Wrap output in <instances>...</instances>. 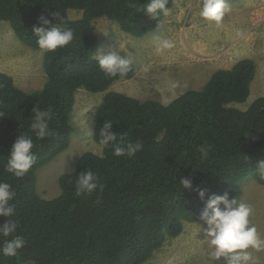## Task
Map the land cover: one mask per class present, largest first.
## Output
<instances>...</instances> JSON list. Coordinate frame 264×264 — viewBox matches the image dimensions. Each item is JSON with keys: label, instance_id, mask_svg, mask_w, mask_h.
Wrapping results in <instances>:
<instances>
[{"label": "trees", "instance_id": "16d2710c", "mask_svg": "<svg viewBox=\"0 0 264 264\" xmlns=\"http://www.w3.org/2000/svg\"><path fill=\"white\" fill-rule=\"evenodd\" d=\"M144 3L0 0V19L32 48L39 49L33 28L45 26L43 20L56 23L57 13L62 26L74 32L66 48L44 51L46 80L40 89L25 91L0 72V112L5 114L0 117V182L11 184L16 193L11 201L15 210L10 217H0V227L16 221L14 235L26 240L16 257L0 254V264H143L168 237L181 233L184 222L197 221L211 196L227 194L229 201L238 202L242 179L252 177L264 185L257 169L264 160V96L246 109L232 105L249 95L256 69L252 58L215 70L200 89H187L168 103L108 90L115 81L132 78L135 67L132 64L125 77L100 70L92 58L98 45L93 21L106 17L130 35L141 36L156 29L164 17L148 16ZM71 9L80 10L81 17L69 18ZM79 88L105 92L94 114L93 138L98 144L100 127L111 121L118 137L139 141L143 149L135 157H116L110 147L99 144L101 154L82 153L74 169L58 177L59 195L43 198L36 189L37 170L68 147L69 114ZM34 107H51L54 119L49 123L55 135L35 137L30 127ZM20 134L32 137L37 159L18 179L4 165ZM204 141L213 146L207 160L196 151ZM84 170L100 178L102 191L75 195L76 177ZM181 177L189 178L193 187L183 188ZM11 238L0 235V247Z\"/></svg>", "mask_w": 264, "mask_h": 264}, {"label": "rangeland", "instance_id": "374dc122", "mask_svg": "<svg viewBox=\"0 0 264 264\" xmlns=\"http://www.w3.org/2000/svg\"><path fill=\"white\" fill-rule=\"evenodd\" d=\"M227 3L230 11L221 27L199 15L202 0H174L171 14L164 16L156 29L141 36L130 35L111 19L96 18L93 26L98 45L93 56L99 50L117 51L131 59L135 67L132 78H121L108 90L140 100L168 103L187 89H200L215 70L247 57L254 60L256 67L250 92L245 101L232 105L246 109L255 98L264 96V0H227ZM68 15L76 19L82 12L71 9ZM157 38L172 40L174 48L158 54ZM238 41L243 44L242 51L224 59L222 54L227 45ZM43 55V50L20 42L9 23L0 19V72L12 76L16 85L25 91L40 89L46 80ZM176 81L182 86L173 90L170 84ZM104 93L84 88L76 90L69 114L70 143L37 170L36 189L41 197L49 199L59 195L58 177L71 172L82 153L101 154L102 147L94 140L93 129L94 114ZM241 186L238 203L246 202L253 207L251 220L264 233V185L248 177L242 179ZM201 215L195 222H184L181 233L168 237L143 264H216L224 261L223 257L219 260L210 258L209 253L214 249L204 242L203 229L207 225ZM198 227L201 228L199 233ZM256 255L260 257V264H264V253Z\"/></svg>", "mask_w": 264, "mask_h": 264}, {"label": "clouds", "instance_id": "9594fccd", "mask_svg": "<svg viewBox=\"0 0 264 264\" xmlns=\"http://www.w3.org/2000/svg\"><path fill=\"white\" fill-rule=\"evenodd\" d=\"M169 0H145L142 5L143 11L150 17L169 16ZM230 11L227 0H202L199 15L209 22H214L216 27L222 26L225 15ZM45 26L34 27L33 32L37 37L36 44L40 50L46 52H56L66 48L74 40L72 29L63 27V19L57 13V22L50 23L43 20ZM174 42L167 38H157L156 52L163 54L166 50L174 48ZM98 64L101 71L110 77H125L132 71L133 61L119 54L117 51L99 50L92 57ZM147 71V69H145ZM180 82H172L171 89L180 88ZM187 88V84L183 85ZM31 129L38 140L55 135L50 128V121L54 119V113L49 107L41 110L38 107L32 109ZM5 114L0 112V117ZM113 123L105 121L99 129V144L105 148L110 147L116 157H135L143 149V144L137 142H125L123 135L119 137L113 131ZM35 145L30 135L20 134L10 151L4 170L16 178H23L36 162L34 153ZM213 146L208 141H204L197 148L202 160H207ZM258 174L264 179V160L257 165ZM179 184L185 189L193 187L189 178L181 177ZM75 195L91 196L97 190L102 191L103 185L100 178L91 170L80 172L75 181ZM16 193L12 185L7 182H0V217L12 216L15 205L11 203ZM204 191H199V196L203 199ZM224 208L221 209L220 205ZM254 214L253 207L246 202H237L235 199L229 201L227 194L224 196L213 195L206 204V208L201 215V219L207 227L203 229L204 242L214 250L209 253L212 260L224 258V264H260V257L257 253H264V233H261L257 226L253 224L251 217ZM18 228V222L13 221L0 227V235L12 237L6 240L0 247V254L5 257H16L19 250L24 248L26 240L21 235H14ZM197 233L201 228H197Z\"/></svg>", "mask_w": 264, "mask_h": 264}, {"label": "crops", "instance_id": "0c3cea01", "mask_svg": "<svg viewBox=\"0 0 264 264\" xmlns=\"http://www.w3.org/2000/svg\"><path fill=\"white\" fill-rule=\"evenodd\" d=\"M242 47H243V44H242V42L240 43V41H238L236 44L227 45L226 50L222 54V57H224V59H230L232 56H234L235 54H238V52L242 51ZM238 59H240V58H238ZM236 61H234L230 66H228V67H222V68H229Z\"/></svg>", "mask_w": 264, "mask_h": 264}]
</instances>
